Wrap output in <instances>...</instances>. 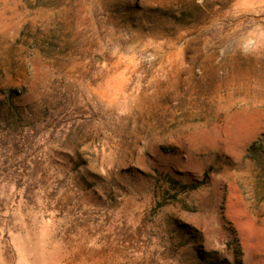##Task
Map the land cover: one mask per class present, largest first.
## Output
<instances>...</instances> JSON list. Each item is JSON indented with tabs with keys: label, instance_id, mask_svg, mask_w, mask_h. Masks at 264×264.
Instances as JSON below:
<instances>
[{
	"label": "rangeland",
	"instance_id": "1",
	"mask_svg": "<svg viewBox=\"0 0 264 264\" xmlns=\"http://www.w3.org/2000/svg\"><path fill=\"white\" fill-rule=\"evenodd\" d=\"M211 260L264 264V0H0V264Z\"/></svg>",
	"mask_w": 264,
	"mask_h": 264
},
{
	"label": "trees",
	"instance_id": "2",
	"mask_svg": "<svg viewBox=\"0 0 264 264\" xmlns=\"http://www.w3.org/2000/svg\"><path fill=\"white\" fill-rule=\"evenodd\" d=\"M193 188H194V186H193ZM206 264H226V262L219 261V260H211V261H207Z\"/></svg>",
	"mask_w": 264,
	"mask_h": 264
}]
</instances>
